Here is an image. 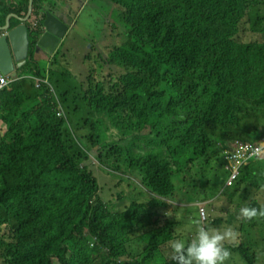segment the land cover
Returning a JSON list of instances; mask_svg holds the SVG:
<instances>
[{
    "label": "trees",
    "instance_id": "16d2710c",
    "mask_svg": "<svg viewBox=\"0 0 264 264\" xmlns=\"http://www.w3.org/2000/svg\"><path fill=\"white\" fill-rule=\"evenodd\" d=\"M118 2L131 33L123 45L108 50L112 60L90 53L81 70L78 48L65 39L60 63L57 56L51 60L56 94L47 88L40 95L17 96L22 90L15 86L3 98L8 109L7 130L0 135V228L10 225L16 235L8 250H0L2 264H154L157 254L158 264H174L162 246L177 240L175 221L168 216L155 225L170 200L191 198L172 180L173 167L195 163L202 174L199 164L217 166L208 157L215 145L209 123L264 107V52L254 59L241 56L247 54L243 44L264 43V36L249 35L264 18L263 12L251 15L253 7L264 0ZM3 10L12 11L0 5ZM35 14L39 22L46 17L40 6ZM38 27L31 49L43 34V24ZM92 42L85 38L86 45ZM119 60L142 71L129 72ZM26 104L34 105L23 110ZM72 109L76 124L84 121L90 129L85 137L102 145L99 158L110 171L126 165L145 173L156 196L121 193L118 199L128 200L122 207L100 197L98 175L85 164L89 155L77 152L66 132ZM140 231L151 233L146 245L133 239ZM244 256L257 264L249 251Z\"/></svg>",
    "mask_w": 264,
    "mask_h": 264
},
{
    "label": "clouds",
    "instance_id": "9594fccd",
    "mask_svg": "<svg viewBox=\"0 0 264 264\" xmlns=\"http://www.w3.org/2000/svg\"><path fill=\"white\" fill-rule=\"evenodd\" d=\"M11 1L14 2V0L3 1L9 9H12L8 15L3 12L1 13L0 11V19H5L4 23L0 22V24L4 25L0 26V39L4 36L9 39V45L14 54L10 41L11 33L19 25L26 24L27 21L25 22L21 19H25L28 15L23 16L26 11L22 13L20 7L15 6L14 3L11 4ZM44 1L46 2V0ZM44 1L38 0L39 3L37 6H40L42 12L46 14V17L42 18V22H39V19L41 18L35 14V3L37 0H34L31 16V18L34 17L33 25L36 28L39 23L43 24V34L41 36L48 32V29L45 26L48 12H51L61 23L68 26L64 36L59 37V43L52 48V55L57 53H60V55L63 54L60 49L61 43L68 34V31L75 25V21L77 22L84 15L86 16L89 9L94 11L96 17H100L101 11L109 6L107 0H84L83 4L78 8H75L72 4L75 0H61L62 8L58 11V13H60L56 14L55 11L50 10L47 5L44 4ZM111 1L112 9L109 13L111 24L110 27L105 29L100 36H108L109 34V45L118 42L119 47L120 44L123 45L125 36L131 33V28L125 20V10L122 8L121 4L118 0ZM30 7L31 0L27 7L29 11ZM8 18H10L9 21ZM8 24L9 26L7 27ZM123 24L128 25V29L121 28V25ZM36 28H33V31ZM88 33L90 40L93 42L86 46L91 48L97 43L94 41V34L91 32ZM31 34L32 31L29 28L28 55L19 61H16V59L13 58V70L6 72L0 63V135H3L7 130L5 115L7 113L8 104L3 101V98L8 97V92L13 93L18 81V70L28 64V59L32 51ZM41 38L42 37L37 41L39 45ZM3 51L4 47L0 52L4 53ZM87 67L89 68V64ZM47 70L48 63L44 72L38 71L41 76L36 72L35 76L38 77V80L34 82L35 88L38 85L36 88V94H43L47 88H50L51 92L54 94L57 92L55 85L49 78ZM2 82L3 84H1ZM43 87H45V90L40 92ZM39 100L40 99L37 98L36 101ZM60 108L64 111L61 106ZM258 109H261L264 118V107ZM249 113L250 112H247V110L235 111V115L232 116V118ZM210 132L212 133L211 129ZM250 132H252V134H250ZM212 135L215 145H211L212 148L209 146L208 149L210 151L208 157H213L218 165L212 166L207 172H204V170L202 171L201 175L205 176L208 174V177H202L203 184L194 193L203 194L199 199L200 205H198L200 210H198L199 219L194 221V224L196 225V234L195 237L187 243L182 239L170 241L169 244L172 251L171 259L174 261V264H249L244 256L245 251H249L255 256L257 264H264V205H261L260 203V197L258 194L260 189L255 184L256 181L249 180L248 178L251 166L253 168H258L260 172L264 173V170L260 168L264 167V124L260 129L258 125H254L250 121L248 125H244V123L234 124L231 134L223 133L218 138H216L217 135ZM212 151L214 152V155L210 157ZM238 160L240 162H237ZM254 163H258V166ZM193 167H196L195 163L193 165L192 163L182 165L181 168H178V166L173 167L172 180L175 184H178L176 178L188 171H193L191 170ZM219 167H223L225 172H221ZM126 169L131 171L135 176L141 177L143 181L142 185H139V187L137 186L138 183L135 185V187L139 188V192H143L145 197H147L146 190L151 195L154 193L148 184L149 178H145V173L144 175H140L132 168ZM121 170L122 171H118L116 174L120 175L121 172H125L123 168H121ZM211 180L214 183L213 185L210 184ZM240 180H242L243 183L238 185L237 183ZM194 196L197 197L196 195ZM137 199L142 198L138 195ZM187 202L178 203L185 205ZM209 213H211V216L208 218ZM257 217L262 219L257 221ZM203 222L205 223V226H203ZM257 223L260 224L259 229H256ZM221 224H223V227L225 228H215ZM230 225L233 227H227ZM6 228L9 229V233L7 234L8 239L3 238L2 236V233L6 231ZM138 233L144 232L140 231ZM15 235V228H11L10 225L3 223L0 228V250H8V243L12 241ZM3 262L5 261L3 260Z\"/></svg>",
    "mask_w": 264,
    "mask_h": 264
},
{
    "label": "rangeland",
    "instance_id": "374dc122",
    "mask_svg": "<svg viewBox=\"0 0 264 264\" xmlns=\"http://www.w3.org/2000/svg\"><path fill=\"white\" fill-rule=\"evenodd\" d=\"M3 1L4 0H0V5L4 9H6L7 6L6 4H4ZM40 1H44V0H40ZM63 1H67V0H63ZM107 1H108L109 6L108 8L103 9L101 11L100 17H96L94 11L92 9H89L87 11L86 16L84 15L79 21L77 22L75 21V25L68 31V34L63 39V41L65 39H72L71 44L78 48V57L80 60V67L82 68L81 70L85 68L84 59L88 54L91 53L94 57L99 56V57H104L106 59L112 60V57L114 56V54L109 53L108 50L113 49L115 46L118 47V44H119L118 42H114L109 45L110 43L109 34L108 36H100L105 31V29L110 27V24H111V17L109 13L112 9V1L111 0H107ZM171 1H175V0H171ZM29 2L30 0H14V2L11 1L10 3L11 4L14 3L15 6H19L21 12L24 13L27 10ZM38 3L39 2L37 0V2L35 3V7L38 6ZM44 4H46L49 9L55 10L56 14H59L58 11L62 8L61 0H46V2L44 1ZM2 12L4 13L5 11L3 10L1 11V13ZM258 12L264 13V5L262 7H260V5L253 7V11L251 15L258 13ZM250 20H251V17H249V21ZM249 21H248L247 27L252 29L251 27L252 24H250ZM33 22H34V17H32L29 21H27L26 24L34 34H38L39 33L38 30L36 32L33 31V28H36L33 25ZM263 23H264V18H262L260 22L255 24L257 27L256 32H254L253 30V33H252L250 30L249 35H252L251 39L253 38L254 40L255 38L259 36H264ZM121 28L128 29V25L123 24L121 25ZM88 32H91L94 34V37H95L94 41H96L97 43L96 45H94V47H91V48L87 47L85 43V38L89 39ZM249 43L250 41L242 45V47L244 46L243 48L247 50V54L246 55L242 54L241 56L246 57L247 59H254L257 56L261 57L259 56L261 55L260 50H263L264 52V43L259 45L261 46V49H258L259 46L251 45ZM52 54H53L52 48L48 50L40 46L39 43H36L33 46L31 55L28 59V64L21 67L18 70L19 75H18V81L16 83V86H19L22 91L18 92L17 96L18 94L36 95V88L38 86L37 85L36 88L34 87L35 86L34 82L38 80V77L35 76L36 72L38 71L44 72L47 66V63H48L47 73H50L49 70L52 69L51 60L54 59L56 56H57L58 64L60 63V56H59L60 54H55V55H52ZM116 63H118L120 67L126 68L129 72H138V71L141 72L142 71L138 69L137 67L128 65L123 60H119ZM66 88L71 89L72 88L71 84L67 83ZM44 90H45V87H43L40 90V92H43ZM34 104L24 105L23 110L29 109ZM68 112L70 114H68L69 118L67 117L68 124L66 126L67 128L66 132L68 133L69 137H72L73 139H75L78 145V148L76 149V151L77 152L85 151L89 155V159L85 161V164H89V166L98 175V178H99V181L102 187L100 197L103 198L104 201L110 204L111 203L117 204L118 206L122 207L125 202H128V200H125L122 202L121 200L118 199V195L121 193H125V195L129 196L132 194L133 191L138 192L139 185H142L143 183L141 177L135 176L131 171L127 170L126 165H124V167L122 166L125 172H121L120 175L116 173H112L110 169L103 163V160L99 158V155L104 153L103 149L100 150L102 145L93 146L90 140L87 137H85V135L87 136L89 134L90 129L86 125H84V121L83 122L81 121V124L79 125L76 124V120H78L76 111L74 112V110L72 109V110H69ZM62 113L65 114L64 111H62ZM249 121L254 125L255 124L258 125L260 129L264 124V118L262 116L261 109H255L249 114H243L236 118H232L228 115H224L221 118H218L215 121L210 122L209 127L212 131V134L217 135L216 138H218L223 133L231 134L234 124L244 123V125H248ZM73 122L77 125V127L73 125ZM250 134H252V132H250ZM254 164L258 166V163H254ZM203 165L204 164H199V169H201ZM206 167L207 169H205ZM209 168L210 166L204 165L203 170L207 172ZM260 168L264 170V167H260ZM191 170L193 171H188L182 174L181 176H179L178 178H176L178 185L181 186V190L184 191L186 194L191 195L190 200L187 197L186 199L188 200V202L185 205L179 204L177 201H172V202H175L174 206L172 205V202L170 200L169 203L171 204V206L168 209L169 211L167 212L164 211V213H162L163 216H161L160 219H158V222L156 223V225H159L161 222L164 221L165 217L171 216L172 220L175 221L174 233H175L176 239H182L186 243L190 242L195 237V234H196V225L194 224V221L199 219L198 205H200L199 204L200 197L199 196L195 197L194 193L198 188L202 186L203 184L202 177L204 176L196 172V171H200V170H197L196 167L191 168ZM259 172L260 170L258 168H253L251 166L248 178L249 180L256 181L255 184L260 189L258 191V194L260 197L259 198L260 203L261 205H264V173L262 172L259 173ZM137 183H138L137 185L138 187H135ZM188 187L191 189V192L188 191L187 189ZM146 192H147V195H146L147 197L155 196L154 193H152L151 195L149 194L147 190ZM125 199H128V198H125ZM162 209L164 208H161L160 210ZM261 219L262 218L257 217V221H260ZM149 222H152V219H149ZM203 226H205L204 222H203ZM227 227L232 228L233 226L230 225ZM259 227H260V224L257 223L256 229H259ZM215 228L223 229L225 227H223V224H221L220 226L215 227ZM8 233H9V229L6 228V231L2 233L3 238L8 239L7 238ZM149 237H150V234L147 232H144V233L136 234L133 239L135 242L137 241L141 245H146L147 242L149 241ZM90 241H92L93 243L95 239L93 237H90ZM162 247H163L162 249L163 254L169 252L168 254L172 256L171 247L169 245H163ZM4 257L5 255L0 251V264H2ZM161 258L162 257H160V255L157 254L153 261L154 264H158L157 262L161 261Z\"/></svg>",
    "mask_w": 264,
    "mask_h": 264
},
{
    "label": "water",
    "instance_id": "95a60500",
    "mask_svg": "<svg viewBox=\"0 0 264 264\" xmlns=\"http://www.w3.org/2000/svg\"><path fill=\"white\" fill-rule=\"evenodd\" d=\"M33 3L34 0H31L29 14L25 19L21 20L26 22L31 18L33 12ZM9 20L10 18H8V21ZM8 26L9 24L7 27ZM45 26L47 27L48 32L45 33L40 39V45L47 49L54 48L60 41L59 37L64 36L66 33L68 26L64 23H61L51 12L47 13ZM10 41L14 54L9 45V39L6 36L0 39V50H2L4 47V53L0 52V63L6 72L13 70V58H15L16 61H19L28 55L29 28L27 24L24 23L16 27L11 33Z\"/></svg>",
    "mask_w": 264,
    "mask_h": 264
},
{
    "label": "crops",
    "instance_id": "0c3cea01",
    "mask_svg": "<svg viewBox=\"0 0 264 264\" xmlns=\"http://www.w3.org/2000/svg\"><path fill=\"white\" fill-rule=\"evenodd\" d=\"M83 2H84V0H75V1H73L72 2V4H73V6L75 7V8H78L81 4H83ZM49 4H50V2H49ZM51 10V9H50ZM52 11H55V10H52ZM60 13V12H59Z\"/></svg>",
    "mask_w": 264,
    "mask_h": 264
},
{
    "label": "built area",
    "instance_id": "2783aa9c",
    "mask_svg": "<svg viewBox=\"0 0 264 264\" xmlns=\"http://www.w3.org/2000/svg\"><path fill=\"white\" fill-rule=\"evenodd\" d=\"M1 84H3V82ZM237 162H240V161L238 160Z\"/></svg>",
    "mask_w": 264,
    "mask_h": 264
},
{
    "label": "flooded vegetation",
    "instance_id": "af4514ba",
    "mask_svg": "<svg viewBox=\"0 0 264 264\" xmlns=\"http://www.w3.org/2000/svg\"><path fill=\"white\" fill-rule=\"evenodd\" d=\"M0 26H4V25L0 24Z\"/></svg>",
    "mask_w": 264,
    "mask_h": 264
}]
</instances>
